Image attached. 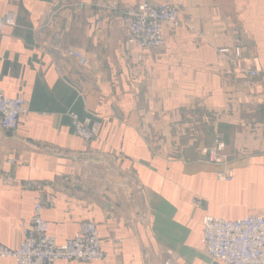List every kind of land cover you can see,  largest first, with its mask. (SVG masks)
Segmentation results:
<instances>
[{
  "label": "crops",
  "instance_id": "obj_1",
  "mask_svg": "<svg viewBox=\"0 0 264 264\" xmlns=\"http://www.w3.org/2000/svg\"><path fill=\"white\" fill-rule=\"evenodd\" d=\"M99 1L0 0L15 15L0 34V87L28 100L17 127L0 129V245L23 239L38 195L25 183L37 181L57 243L91 220L106 253L55 264H222L202 244L203 217L264 216V0H157L179 1L189 21L142 52L124 23L140 0H118L98 24ZM236 45L255 76L218 52ZM71 112L99 121L101 137L77 136ZM217 134L225 160L212 164L201 151ZM226 168L232 179H218Z\"/></svg>",
  "mask_w": 264,
  "mask_h": 264
},
{
  "label": "built area",
  "instance_id": "obj_2",
  "mask_svg": "<svg viewBox=\"0 0 264 264\" xmlns=\"http://www.w3.org/2000/svg\"><path fill=\"white\" fill-rule=\"evenodd\" d=\"M94 0H78L77 7L92 5ZM98 9V24L110 13L120 9L118 0H101L95 4ZM182 5L179 1L166 2L157 0H140L135 8H128L124 14L126 42L129 47L140 52L146 49L162 48L166 39L165 27L177 29L187 21L181 16ZM15 22L13 12L0 15V34L7 25ZM218 52L229 58L236 67L248 76L257 74L255 70H244L238 64L241 47H222ZM69 54L76 56L81 63L86 62L85 55L71 49ZM142 59V55H138ZM249 85V81L246 82ZM28 100L23 97H9L0 87V129L14 130L22 114L27 111ZM74 133L85 141L101 137L99 121L91 118L81 119L77 113H70ZM226 143L220 134L214 138L211 146L201 153L204 159L212 164L225 160ZM233 177V170L226 168L217 173V178L228 181ZM25 186L38 192L31 217L27 225H23L24 237L17 248L0 245V257L12 258L15 264H55L63 261H100L106 257L101 247V238L94 221L84 220L79 224L75 235L64 243L58 244L56 236L49 232L48 222L42 216V209L49 204L51 198L42 197V187L37 181H27ZM202 244L212 260L222 264H264V216L250 213L238 219H226L220 216L205 215L202 220ZM163 264H177L166 259ZM205 264H214L208 262Z\"/></svg>",
  "mask_w": 264,
  "mask_h": 264
}]
</instances>
